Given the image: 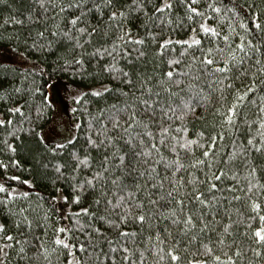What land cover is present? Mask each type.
I'll use <instances>...</instances> for the list:
<instances>
[{
	"label": "snow or ice",
	"instance_id": "snow-or-ice-1",
	"mask_svg": "<svg viewBox=\"0 0 264 264\" xmlns=\"http://www.w3.org/2000/svg\"><path fill=\"white\" fill-rule=\"evenodd\" d=\"M46 2L57 20L53 25L56 30L51 33L52 36L59 34L66 38L73 49L85 48V44H92L97 36L104 39V44L99 47L93 44L91 53H80V59L73 55L71 63L83 65L85 54L94 59L108 56L110 62L103 66V71L126 85V88L120 89L103 86L101 90H94L91 94L99 97L116 91L125 99L120 107L113 104L98 109L96 114L89 113L88 132L85 134L87 148L83 154H71V172L77 192L72 200L80 202L85 194L92 196L90 207L80 208L71 214L75 217V227L87 236V242L70 245L61 236L64 234L67 237L70 229L56 227L48 245L45 246L44 240L36 238L38 242L35 251L28 255L21 241L7 232L5 224L0 223V241H4L0 243V264H7L8 253L4 249H11L14 245H21L17 255L27 260L28 264H53V256L56 257L57 264H60L59 255L66 252L68 256H72V249H78L85 255L73 257L68 264H92L93 255L95 264H104L109 259V254L117 251L123 253L122 261L128 264H145L149 255L155 256V264H163L165 261L167 264H179L180 241H175L176 247L170 243L173 240L172 226L184 237H189L190 242L197 241L205 231L214 232L215 242L208 239L207 243L201 242L200 246L215 264H236L237 260L243 259L238 242L229 240L233 221L227 215L228 209H224L227 222L216 221L215 218L220 214V205L228 200L225 193H230L231 199L235 201L248 199L253 210L261 207L260 202L251 199L254 190L264 189V185H260L258 181L253 183L256 169L249 166V170L240 173L234 170V166L238 158L247 157L253 151L264 152V95L249 99L250 94L254 95L257 91V78L264 76V42L253 43L245 36L233 41L228 33L199 23L201 32L218 38L224 47L217 43L215 47L202 48V40L196 35V29H193V34L188 39L161 41L154 53L158 57H164L167 52L175 51L171 47L173 44L185 46V53L189 49H199L201 54L190 57L187 70L175 67L181 63L180 60L168 58L164 61L168 65L167 71H162L155 78L141 77L139 73L121 68L118 57H127L131 53H135L137 59L143 57L145 52L142 47L146 44V37L154 39V33L146 31L144 37L134 35L130 22L143 14L145 26L155 22L172 24L170 15H165L173 9L172 0H161L159 6L152 0H39L40 7L45 11L49 10L45 8ZM196 3L197 0H184L183 7L189 21L195 17L207 18L204 12L193 6ZM148 5L153 8L151 14L147 11ZM207 8L213 13L222 12V6H216L214 2H209ZM70 9L73 14L69 18L64 14ZM89 16L98 17L97 22L91 23L87 19ZM240 27L246 26L241 24ZM255 27L259 29L261 24L257 22ZM228 30L235 31L231 25ZM37 36L43 37L44 33L40 32ZM250 60L254 62L249 63ZM133 75L136 76L135 81ZM245 79L248 80L247 84L243 82ZM236 81H240V87H237ZM261 83L264 84V81ZM39 90L36 89L37 92ZM82 96L83 93L76 96L75 100L80 101ZM210 105H214L213 112L219 117V123H215L210 131H197L194 137H190V129L187 127L189 116L197 118L196 109H207ZM249 105L255 108L257 114L254 117L244 110ZM44 107L42 103L36 108L37 119ZM11 111L23 114L20 107ZM5 123L12 122L0 120V125ZM238 125L248 128L246 142L233 138L230 141L231 148L226 145L225 150L221 151L220 144L225 140L226 130L240 131ZM215 128H219V131ZM72 129L79 133L81 123H73ZM78 140L79 135L73 134L51 150H62ZM8 148L14 151L12 145H8ZM89 149L97 152L104 149L95 167L94 157ZM197 151L199 156L195 154ZM244 162L247 163L246 160ZM0 167L6 168L7 165L0 164ZM62 167L63 165L56 166L57 173H61ZM81 170L85 172L83 177L79 175ZM132 172L144 178L145 182L133 183L132 187L125 185L123 177ZM199 173L204 174L203 180ZM226 177L231 182H225ZM0 192L7 193L3 201L5 204L16 195L3 183H0ZM141 192L144 193L143 197L138 195ZM20 195L26 198L29 194L25 192ZM64 199L67 201L69 198L65 196ZM145 201L151 211L146 208ZM157 208L162 211L157 212ZM17 213V229L21 225L31 229L32 213H42L44 219H47L45 210L31 204L17 209ZM154 216L158 222L159 218L170 220V227L165 228L163 234L152 224ZM81 217L86 218L88 223H82ZM259 219L264 223V215ZM129 221L140 226L139 235L143 237L146 247L134 250L127 246V243L135 244L138 235L136 231H130L126 227ZM214 222L221 225L220 231L217 232L212 227ZM97 224L114 229L116 238L108 239L103 228ZM145 224L153 229L146 236L143 234ZM197 229V234L189 236ZM93 233L99 238L98 242L93 239ZM251 236L258 244L264 245V227L254 229ZM24 239L27 243V237ZM99 243H107L108 252L99 249ZM217 245L220 254H215ZM137 251L138 261L132 259ZM255 252L257 256L261 254L259 249ZM111 260L115 264V256H111ZM186 264L207 262L191 259Z\"/></svg>",
	"mask_w": 264,
	"mask_h": 264
},
{
	"label": "trees",
	"instance_id": "trees-1",
	"mask_svg": "<svg viewBox=\"0 0 264 264\" xmlns=\"http://www.w3.org/2000/svg\"><path fill=\"white\" fill-rule=\"evenodd\" d=\"M152 2L159 6L161 0H152ZM172 2L171 13H165L166 16L170 15L172 24L155 22L145 26L143 14L130 22L134 35L138 34L144 37L145 32L149 31L154 33V39L146 37V44L142 47L145 52L143 57L137 59L135 53H131L127 57L123 55L118 57L119 65L125 71L139 73L141 77L152 76L155 78L162 71L168 70V65L164 62L168 58L180 60L181 63L175 67L187 70L190 57L201 54L199 49H189L185 53V46L173 44L171 47L175 51L167 52L164 57H158L154 53L161 41L188 39L193 34V29H196V35L202 40V48L215 47L217 43L220 47H224L223 42L218 38H212L201 32L198 28L199 23H205L209 27L217 28L220 32L228 33L233 41H238L240 36H245L247 39H251L253 43L264 42V0H197L193 6L204 12L207 18L195 17L191 21L186 18V10L183 7L184 0H172ZM209 2H214L216 6H222V12L220 14L211 12L207 8ZM45 8H49L47 2ZM147 11L151 14L153 11L151 5H148ZM72 14L73 10L70 9L64 15L70 18ZM87 19L95 24L98 17L89 16ZM257 22L261 24L259 29L255 27ZM56 23L57 20L53 16V11L50 8L48 11L41 8L39 0H1L0 2V120H11L12 122L11 124L0 125V164L7 165L6 168L0 167V183H3L9 191L16 194L5 204L3 201L7 193L0 192V223L5 224L7 232H11L17 240L21 241V245L25 247V252L28 255L35 251V245L38 242L36 238L44 240L45 246H47L56 227L70 229L67 237L61 234L62 238H66L70 245L87 242V236L75 227V217L71 214L80 208L90 207L92 196L85 194L80 202L72 200L77 192L74 188L75 181L71 172V154L73 152L83 154L87 148L85 134L88 132L89 113L96 114L98 109L113 104L120 107L125 99L116 91L104 93L99 97L91 94L94 90L90 89L93 87H98L95 91L101 90L103 86H109L112 89L126 88L125 84H121L103 71V66L110 62V57L102 56L94 59L85 54L83 65L71 63L73 55L80 59V53H91L93 44L99 47L104 44V39L97 36L92 44H85V48L73 49L71 42L66 38L59 34L55 37L51 35L56 30L53 27ZM241 24L246 27H240ZM229 25L235 29L234 32H229ZM40 32H43L44 36L38 38L37 34ZM34 44L35 46H33ZM129 50H131V46H129ZM253 62V60L249 61V63ZM133 80H136L135 75H133ZM261 81H264V76L257 78V91L254 95L250 94L249 99H256L264 95V84ZM61 82L92 88L83 92L80 101H73L72 109H77V111H72L71 118L73 121L81 123L80 132L74 133L79 135V140L66 145L62 150L57 149L53 152L51 149L66 139L62 142H44L40 139V130L49 122L53 112L52 103L48 97V87L51 83L60 85ZM243 82L247 84L248 80L245 79ZM236 85L240 87V81H236ZM37 88L40 89L39 92L36 91ZM45 97L47 100H44ZM42 103L45 107L40 118L37 119L36 108ZM16 107H20L23 114L11 111ZM213 107L214 105L208 106L207 109L197 108V118L195 119L189 116L187 127L190 129L188 133L190 137H194L197 131H210L214 128L215 123H219V117L215 116ZM244 110L249 112L252 117L257 114L255 108L250 105ZM238 127L240 131L226 130L225 140L220 144L221 151L225 150L226 145L229 149L231 148L230 141L233 138L246 142L248 128L243 125H238ZM215 130L219 131V128H215ZM8 145H12L14 151L10 150ZM90 151L94 157L93 167H95V163L99 162L104 149H100L99 152ZM195 154L200 155L199 151ZM245 160L247 163L244 162ZM57 165H63L61 173H57ZM249 166L256 169L253 183L258 181L260 185H264V152L253 151L247 157L238 158L235 161L234 170L243 173L249 170ZM160 171L163 175L162 167ZM79 175L83 177L85 172L81 170ZM117 175L120 173L117 172ZM199 175L203 180L204 174L199 173ZM12 177L18 179H12ZM144 182V178L137 176L134 172L125 174L123 177V183L129 187H132L133 183L143 184ZM225 182L231 181L226 177ZM25 192L29 194L26 198L20 195ZM138 195L143 197L144 193L141 192ZM65 196L69 198L67 201L64 199ZM225 196L228 197V200L220 205V214L216 216L215 220L227 222V215L231 216L233 227L229 240L238 242V246L243 252V259L237 260L236 264H264V245L258 244L251 236L254 229L264 227V223L259 219L261 215H264V189L254 190V195L251 197L252 200L260 202L259 210H253L248 199L242 198L240 201H235L231 199L230 193H225ZM28 204L33 207L40 206L47 212V219H44L42 213H32L30 215V219L33 221L31 229H26L23 225L17 229V209L26 207ZM145 205L148 210H152L147 205V201H145ZM224 209H228L227 215ZM156 211L159 212L162 209L157 208ZM81 221L88 223L84 217H81ZM152 224L163 234V230L170 227V220L159 218L158 222L157 217L154 216ZM97 226L103 228L108 239L116 238L114 229L102 224H97ZM126 227L130 231L138 233L136 243L122 242L127 243V246L134 250L146 247L143 237L139 235L141 233L140 226L129 221ZM212 227L218 232L221 225L214 222ZM149 231H153V229L145 224L144 236ZM171 231L173 240L170 243L176 247L175 241H180L181 260L179 264H186V261L191 259L215 264L200 246L201 242L207 243L208 239L215 242L216 235L214 232L205 231L197 241L190 242L189 237L180 234L175 226L171 227ZM45 233H47L46 237ZM197 233L198 229L193 230L189 236ZM92 236L95 241H99L94 233ZM25 237H27V243ZM0 243H4V241H0ZM21 245L4 249L8 253L7 264H28L27 260L21 259L17 255ZM99 249L108 252V244L99 243ZM256 249H259L261 253L259 256L256 255ZM71 251L72 256H68L66 252L59 255L60 264H68L70 257L85 255L78 249ZM215 254H220L218 245ZM122 255L121 251L110 253L109 259L104 261V264H113L111 256H115V264H128V262L122 261ZM101 259L103 261V256ZM132 259L139 260L138 251L135 252ZM221 259L223 260L224 257L222 256ZM155 261V256L149 255L145 264H155ZM53 264H57L55 256H53ZM92 264H95V255L92 257ZM163 264H167V261Z\"/></svg>",
	"mask_w": 264,
	"mask_h": 264
},
{
	"label": "rangeland",
	"instance_id": "rangeland-1",
	"mask_svg": "<svg viewBox=\"0 0 264 264\" xmlns=\"http://www.w3.org/2000/svg\"><path fill=\"white\" fill-rule=\"evenodd\" d=\"M1 2V0H0ZM92 87H80L74 84H66L61 82L60 85L51 83L48 87V97L52 103V114L46 126L40 130V139L44 142H62L70 138L75 132L72 129L71 114L73 111V101L75 97ZM98 87H93L90 90H97ZM73 257H70L71 260Z\"/></svg>",
	"mask_w": 264,
	"mask_h": 264
}]
</instances>
